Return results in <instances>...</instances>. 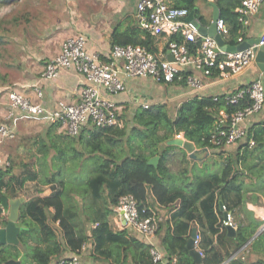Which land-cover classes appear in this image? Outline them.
<instances>
[{
	"label": "crops",
	"instance_id": "obj_1",
	"mask_svg": "<svg viewBox=\"0 0 264 264\" xmlns=\"http://www.w3.org/2000/svg\"><path fill=\"white\" fill-rule=\"evenodd\" d=\"M8 1V3H2L1 6L12 5L17 0ZM19 1H24V3L31 1V7L26 8L20 12L19 16L11 17L9 20L11 27L16 28L17 36L13 35L14 31L11 27L7 29L4 24L2 30L3 44L1 47L5 45L8 47L12 46V50L15 49L16 51L14 55L8 51L7 55L9 59L14 60V70L17 74L9 72L7 74L2 73V76H0V123L14 129L16 135L14 147L6 148L7 150L0 147V154L2 152L12 162V168L8 176L13 178V181L1 187L0 192L6 201V206L1 213L2 216L8 221V218L13 214L16 217V225L22 229L17 234V244H0V256L4 251L15 255L6 260L4 264H34L32 262V250L36 248L45 250L54 246V244H49L43 240L35 230L36 224L23 216L25 204L29 200L35 197L48 196L52 192L48 184L40 183V179L43 175L52 172L50 160L55 155L54 150L50 149L47 155L38 151L42 141L49 142L47 138L49 127L30 120L14 122L8 119L7 115L10 107L6 97L7 91L18 90L25 94L32 103H40L48 109H56L59 102L74 103L78 101L79 90L84 84L83 77L74 69H62L58 76L52 80H44L40 77L45 64L59 52L63 40L71 36L82 35L86 39L88 52L105 56L112 47L114 40L122 41L125 34H129L133 28L139 26L136 17L137 0ZM168 1L170 6L175 7V0ZM219 2L220 0H208L207 5L210 11L200 13L203 20L200 22L196 19L198 24L204 27L210 25L213 11L211 3H215L219 8ZM175 8L187 10L185 7ZM245 19L247 23H240V35L238 38H241L242 41L258 39L264 33V4L259 7L256 14L247 16ZM5 34L10 36V38H7ZM170 37L165 34L155 36L157 58L170 60L167 51ZM224 40L228 43L226 38ZM195 74L203 82V89L198 92L189 88L184 81L166 84L155 83L149 78L136 77L124 80V91L117 94H104V98L120 107V124L118 127L121 128L130 124L134 111L137 108H142L141 105L143 104H148V107L165 104L167 109H171L173 113L180 104L195 96L226 95L239 88L248 86L256 79H261L264 85V74L259 68V62L255 60V54L250 65L234 75L214 78L203 76L199 71H196ZM36 89L41 92L40 97L36 96ZM244 123L246 130L264 123V104L258 113L247 118ZM55 133H58V131L52 132L53 135ZM241 142L222 149L216 147L208 149V154L201 161L190 159L187 152L177 146V148L169 151L166 155V166L174 176L173 183L168 184V187L179 190L183 195L189 194V183L194 181L196 177L219 173L228 156H232L231 159L234 161L235 150ZM195 145L199 148L197 144ZM221 151L225 153L219 155L218 152ZM212 156L216 157L215 159L220 164V167L215 169L214 172L200 173L198 169L203 171L207 159ZM260 158L261 156L259 157V154L255 153L252 158L242 161L237 166V170L240 173L237 183L242 186V201L237 212L233 214L237 226L236 229L239 226L248 228L255 225L257 228L242 246L235 249L233 241L227 243L232 248V252L230 257H226L221 264H230L232 259H240L245 264L263 261L260 253L252 250L251 244L263 231L258 234L264 225V179L262 178L263 176L256 172L255 168L247 169L245 167L250 161L258 162L261 160L264 162V157ZM150 160L151 163L149 164L156 166L159 156H153ZM44 161L47 164L44 165ZM211 164L215 166L214 161ZM80 170H82L80 167H76L68 177H79L81 175ZM32 174H38V177L34 180H29L27 176ZM181 174L183 182L180 183L178 177ZM76 179H71L67 182L76 186ZM185 185H188L187 188H185ZM148 202L153 218L158 223L156 234L149 240L143 238L127 226L123 218L112 210V213L107 217L109 228L115 232H123V238L128 240V244L126 249H118L115 245L106 244L104 248L113 252L112 254H102L103 256L97 255L99 258L92 255V238L90 237V232L96 227L97 223L89 220L80 206L75 210L66 203L67 206L75 211L72 223L77 235L83 238V243L80 246V251L74 252L58 237V241L63 244L64 251L59 256H52L48 264H56L61 259H69L73 254L78 255L81 264H137L140 261H150L151 246H155L159 250L162 256V264H182L180 260L182 257L178 251L180 243L173 244L175 245L174 249L169 247L170 244L168 242L164 244V239L168 235V228L172 227L174 223L180 224L185 221L183 216L177 219L173 218L174 213L179 208V199L173 203L162 205L156 203L152 198H149ZM216 205L218 211L224 217V212H222L223 205L219 199ZM188 211L192 212L194 218L188 222L189 230L185 233L187 235L186 240L189 239L193 229L196 230V233H199L202 227L205 229V220L200 212L198 203H192L186 210V212ZM220 220L222 219L220 218ZM21 231L26 232L20 235ZM29 231L31 232L28 233ZM185 234H183V230L175 234L172 229L168 236L169 238L176 237L175 239H179ZM168 241L172 242V240ZM140 244L144 248H140ZM165 246L168 247V250H166ZM104 256L108 258L105 259ZM202 257L200 262H195L192 257L191 260L194 264H201Z\"/></svg>",
	"mask_w": 264,
	"mask_h": 264
},
{
	"label": "trees",
	"instance_id": "obj_2",
	"mask_svg": "<svg viewBox=\"0 0 264 264\" xmlns=\"http://www.w3.org/2000/svg\"><path fill=\"white\" fill-rule=\"evenodd\" d=\"M196 1L175 0L174 5L187 8V15L192 13L193 18L201 22L203 19L198 14ZM204 1L208 3V0ZM8 2V0H0V6L2 3ZM239 2L240 0H220V4H218L220 16L228 26V36L225 38L231 45L236 44L240 35V23L234 12ZM3 24L4 21L0 19V49L3 44ZM171 40L180 42L182 38L179 35H173L169 41ZM115 44L139 45L154 56L157 55L155 36L140 26L133 28L129 34H125L122 41L114 40L112 46ZM187 46L191 52H195L197 47L192 42H188ZM215 75L216 72L213 73V76ZM224 97V95L218 96L214 100L213 96H195L180 104L175 109L174 115L169 114L165 104L152 105L146 109L137 108L128 126L100 128L86 124L76 137H70L62 132L53 135L52 132H56L58 129L57 125H47L49 127L47 133L49 142L42 141L38 151L47 155L50 149H53L55 155L50 160L52 172L43 175L40 183L48 184L52 192L48 196L29 200L25 204L23 216L36 224L35 230L43 240L54 244V246L45 250L37 248L32 250V262L48 264L52 256H59L64 248L63 244L58 241V237L71 251H80L83 238L77 235L72 223L75 211L67 206L63 198L66 174L67 172L68 174L73 173L76 167H80L82 170L88 167L86 174L68 180L77 178L76 185H84L92 200L95 209L93 222H96L97 225L91 230L90 237L92 238V255L95 257L103 256L102 254L106 253L112 254L113 251L104 248L106 244L115 245L118 249L127 247L128 240L123 238L124 233L112 231L107 222L108 215L112 213L118 199L123 195L133 196L140 215L150 217H153V213L149 208V198L159 205L173 203L179 199V208L173 218L177 219L183 216L185 221L180 224L174 223L172 227L168 228V235L172 229L175 234L180 230H183V234L188 232V222L194 218V215L191 211L186 212V210L192 203L197 202L205 220V229L202 227L199 231L201 237L199 248L203 252L201 264H221L226 257H230L232 248L227 243L233 241L235 249L242 246L253 235L257 227L256 225L248 228L239 226L234 237L227 236L225 226L220 220V218L223 219L222 213L218 211L216 202L219 199L226 210L232 208L238 210L242 201V186L237 183V178L240 175L237 166L242 161L252 158L255 153L259 154L261 158L264 157V123L247 130L245 140L235 150V160L231 159L232 156H228L219 173L196 177L194 181L190 182V191L187 195H183L175 188L168 187V184L173 183L174 176L166 166L167 153L177 148L168 142L176 134L181 133L184 139L194 142L199 148L212 149L215 147L212 146L209 139L218 128L223 126L220 123V111L231 114L241 107V104L227 103ZM134 139H138L135 149V145L132 143ZM251 140L254 143L252 147L249 146ZM224 153V151L218 152L219 155ZM157 155L159 161L156 166L149 164V159ZM9 162V166L0 167V189L13 181V178L8 176L12 168L11 160ZM68 163L72 167L68 166ZM45 164L47 162L44 161ZM245 167L247 169L255 168L256 172L264 179V162L261 160L250 161ZM72 168H74L73 171ZM37 177L38 174L27 176L29 180H34ZM187 186L185 185V188ZM5 206V198L0 192V227L7 223L1 214ZM25 232L21 231L19 234ZM168 235L164 239V244L168 242L169 247L174 249L175 245L173 244L180 243L178 251L182 257L180 259L182 264H194L186 247L187 235L185 234L179 239L169 238ZM18 237L20 238V236ZM140 248H144V246L140 244ZM165 248L168 250L167 246ZM12 256L15 255L4 251L0 256V264H4ZM148 263L149 260L140 261L137 264ZM230 264L245 263L240 259H232ZM250 264H264V262L257 261Z\"/></svg>",
	"mask_w": 264,
	"mask_h": 264
},
{
	"label": "built area",
	"instance_id": "obj_3",
	"mask_svg": "<svg viewBox=\"0 0 264 264\" xmlns=\"http://www.w3.org/2000/svg\"><path fill=\"white\" fill-rule=\"evenodd\" d=\"M212 1V0H210ZM264 0H240L234 12L239 23H247L246 17L257 13ZM136 17L139 26L154 36L179 35L182 40L168 41L167 51L172 59H159L139 45H113L105 56L90 53L86 48V39L82 35L66 38L61 43L59 52L45 64L40 77L44 80L56 78L62 69H74L84 79L79 90L78 101L74 103L59 102L56 109H48L40 103H32L25 94L18 90L6 93L10 111L7 118L14 122L30 120L44 125H57V131L70 137H76L83 126L112 127L120 124V107L104 98V94H117L125 89L126 78H149L155 83H173L184 81L198 92L203 89V82L195 74L199 71L206 77H226L239 73L248 67L255 50H264V33L257 44L238 52H225L220 49L212 36L202 35L198 31V21L187 20L188 11L169 5L168 0H137ZM218 34L224 39L228 36V26L221 16L216 20ZM188 42L197 45L191 52ZM242 42L238 38L237 43ZM214 71V72H213ZM216 75L213 76V73ZM184 74L185 76H183ZM36 96L41 92L36 89ZM227 103L241 104L231 114L220 111V123L223 124L210 137L209 142L216 148H225L236 144L246 137L244 122L258 113L264 104V85L261 79L252 81L248 86L224 95ZM214 100L218 96H213ZM143 109L148 104L141 105ZM15 137V130L0 123V144ZM175 138H182L177 134ZM253 141H249L252 146ZM9 160L0 154V167L9 166ZM126 225L145 239L152 238L158 229L157 221L150 216L140 215L136 200L131 195H123L113 208ZM224 217L222 224L236 229L233 214L237 209L226 210L222 206ZM200 234L195 233L193 246L199 256ZM56 264H81L77 254L69 259H61ZM148 264H162V256L155 246L150 248Z\"/></svg>",
	"mask_w": 264,
	"mask_h": 264
},
{
	"label": "rangeland",
	"instance_id": "obj_4",
	"mask_svg": "<svg viewBox=\"0 0 264 264\" xmlns=\"http://www.w3.org/2000/svg\"><path fill=\"white\" fill-rule=\"evenodd\" d=\"M196 3H197L198 14L200 16H202L200 13H202L203 11H205V12L210 11L209 6L207 5L208 3L205 2L204 0H197ZM30 7H31V1H29L28 3H24V1L22 2L19 0H17L16 3H14L12 5L1 6V8H0V19H2L5 22L4 23L5 28L8 29L9 27H11V24L9 23V20L11 17L19 16L21 11L25 10L26 8H30ZM12 29L14 31L13 35H15V37H16L17 36L16 28H12ZM5 36L7 38H10V36H7L6 34H5ZM8 51L12 52L13 55L16 52L15 49L12 50V46L8 47L7 45L1 47V49H0V76H2V73L7 74L9 72L12 74H17V73H15V70H14V65H13L14 60L9 59V57L7 55ZM13 77H15V76H13ZM168 110H169L168 112L170 115L174 114V112L172 113L171 109H168ZM20 121H22V120H20ZM14 140H16V135L11 140L1 142L0 147L4 148V150H7L6 148H12L15 146L16 141H14ZM137 140L134 139L132 141V143L135 145L134 149L137 146ZM242 141H244V140H242ZM241 143H243V142H241ZM1 154L3 155L2 152H1ZM3 156H5V155H3ZM215 158L216 157H213V156L209 157L206 161V165L204 166V170L201 171L200 169H198L199 172L200 173H202V172L208 173V172H214L215 169H218L220 167V164L217 163L218 161ZM213 161L215 162V166H213L211 164V162H213ZM209 162H210V164H209ZM68 166L72 167L70 163H68ZM174 166L177 167L176 164H174ZM178 166H180V165H178ZM87 168L88 167H86V169ZM86 169L81 170V174H86L87 173ZM66 175H67L66 179H65L66 187L64 188L65 190H64V194H63V198H64L65 203L70 205L75 210H77V207L80 206L81 209L83 210V212L85 213V215L87 216V218L89 220H93L95 218V209H94L92 200L90 198L89 192L86 191V188L84 187V185L79 184V185L73 186L72 184L67 182V181H69L68 179H70V177H68L70 174H68V172H67ZM179 176L180 177H178V178H179V181L181 183V182H183L182 174ZM251 245H252L251 246L252 250L254 252L260 253V255L262 256V259L264 261V229L258 235V237L252 241Z\"/></svg>",
	"mask_w": 264,
	"mask_h": 264
},
{
	"label": "water",
	"instance_id": "obj_5",
	"mask_svg": "<svg viewBox=\"0 0 264 264\" xmlns=\"http://www.w3.org/2000/svg\"><path fill=\"white\" fill-rule=\"evenodd\" d=\"M211 7L213 11H212V19H211L210 25L208 27H204L198 23L196 24L198 27V31L201 34L212 36L217 41V44L221 50L225 52H230V53L243 51L257 44L258 39L242 41L234 45L226 43L225 40L218 34L217 28H216V20L220 17L219 8L215 3H211ZM187 20L194 21L192 13H189ZM254 50H255V60L259 62V68L264 74V50L262 47L258 49L254 48ZM169 59H172L171 56H169ZM168 144H173L175 146L183 148L187 152L188 157L192 160L201 161L204 159L206 154H208V148L206 147L198 148L196 147L194 142L183 139V138H173L172 140L168 142ZM148 163H151V160ZM225 228L227 231V235L235 236L236 230L233 227L225 226ZM21 229H22L21 227L16 225V217L12 214L8 218L7 223L3 227H0V244H5V243L17 244L18 243L17 234ZM263 229H264V225L259 230L258 234ZM195 233H196V230L193 229L190 234L189 239L187 240L186 247L192 259L195 262H200L201 257L199 256L197 250H195L193 246V239H194Z\"/></svg>",
	"mask_w": 264,
	"mask_h": 264
}]
</instances>
